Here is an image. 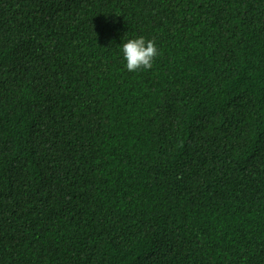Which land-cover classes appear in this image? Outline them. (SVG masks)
<instances>
[{
  "label": "trees",
  "instance_id": "trees-1",
  "mask_svg": "<svg viewBox=\"0 0 264 264\" xmlns=\"http://www.w3.org/2000/svg\"><path fill=\"white\" fill-rule=\"evenodd\" d=\"M0 264H264V0H0Z\"/></svg>",
  "mask_w": 264,
  "mask_h": 264
},
{
  "label": "clouds",
  "instance_id": "clouds-1",
  "mask_svg": "<svg viewBox=\"0 0 264 264\" xmlns=\"http://www.w3.org/2000/svg\"><path fill=\"white\" fill-rule=\"evenodd\" d=\"M124 67L129 72L151 69L160 49L153 39L143 35L128 38L121 44Z\"/></svg>",
  "mask_w": 264,
  "mask_h": 264
}]
</instances>
